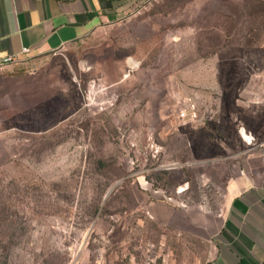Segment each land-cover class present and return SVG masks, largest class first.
<instances>
[{"label": "rangeland", "instance_id": "1", "mask_svg": "<svg viewBox=\"0 0 264 264\" xmlns=\"http://www.w3.org/2000/svg\"><path fill=\"white\" fill-rule=\"evenodd\" d=\"M262 161L264 0H145L0 74V264H206Z\"/></svg>", "mask_w": 264, "mask_h": 264}, {"label": "crops", "instance_id": "2", "mask_svg": "<svg viewBox=\"0 0 264 264\" xmlns=\"http://www.w3.org/2000/svg\"><path fill=\"white\" fill-rule=\"evenodd\" d=\"M144 1L0 0V54L22 47L34 57L58 51L121 21ZM252 166L256 172L252 167L247 177L229 184L231 196L211 233L206 264H264V161Z\"/></svg>", "mask_w": 264, "mask_h": 264}, {"label": "built area", "instance_id": "3", "mask_svg": "<svg viewBox=\"0 0 264 264\" xmlns=\"http://www.w3.org/2000/svg\"><path fill=\"white\" fill-rule=\"evenodd\" d=\"M32 57H34V53L29 47H22L18 52L0 54V74L5 72L10 66L19 64ZM180 115L184 116L185 111H181Z\"/></svg>", "mask_w": 264, "mask_h": 264}, {"label": "bare ground", "instance_id": "4", "mask_svg": "<svg viewBox=\"0 0 264 264\" xmlns=\"http://www.w3.org/2000/svg\"><path fill=\"white\" fill-rule=\"evenodd\" d=\"M244 133V136L246 137V139H249V137L246 135V133L245 132H243Z\"/></svg>", "mask_w": 264, "mask_h": 264}]
</instances>
